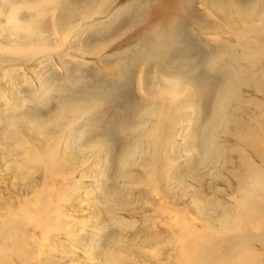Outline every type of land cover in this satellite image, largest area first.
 Instances as JSON below:
<instances>
[{"label":"rangeland","instance_id":"rangeland-1","mask_svg":"<svg viewBox=\"0 0 264 264\" xmlns=\"http://www.w3.org/2000/svg\"><path fill=\"white\" fill-rule=\"evenodd\" d=\"M34 1L0 0V27L5 26L0 29V264H108V261L111 263L113 261L112 264H114L116 260L118 264L120 262L121 264H156L154 259H150L156 254L151 253L152 256L149 254L154 250L162 252L163 261L168 262L169 256L166 252L170 253L171 250L175 252L176 246L172 243V236L181 234L179 228L173 224L175 217L167 214L171 209L173 214L179 216V222L187 220L192 224L197 221L192 225L201 229L204 226L200 219L209 220L216 230L218 229L215 233H219L221 229L211 218L212 213L205 210L203 218H199L195 208L192 207L191 200L194 194L196 196L199 194L198 191H204L205 196L212 199L211 204L213 205H233L235 198L230 195L236 198L240 196L236 181L232 178V173L236 172L234 171L236 168L232 165L223 168L222 164L221 168L216 167V170H213L214 178L210 176L209 169L205 168V170L200 167L195 170L193 168L198 156L185 154V151L194 153L201 150L200 145L203 146L206 141L203 136L204 128L201 125V120L205 115H202L201 120L198 121L199 106L190 103V109L187 108V103H183L186 99L185 94L172 101L175 107L163 109L171 112L173 121L165 122V118L151 116V112L143 115V117L146 115L148 127L156 124L157 120L158 123L163 121L166 124L169 141L175 146L173 152L169 150L170 145L166 144L165 147H168L169 151L167 149L166 151L164 147L163 152L159 150V154L154 153L155 149L152 144L154 136L127 130L125 134L118 131L117 137L122 139L120 141L122 146L118 145L119 140H116L115 144L120 148L116 145L119 149L116 148L109 154L105 147L93 149L86 145L84 140L92 139L93 144L103 140V125L109 118L110 106L104 105L94 113H88L86 108L84 111L77 112L78 114L74 111L64 113L59 107L60 100L55 93L56 90L44 88L45 84H57L60 89L69 88L72 91L75 88L73 89L70 83L78 79L77 82H81L78 84L80 89L76 90L78 95H82L84 91L82 88L89 83L98 84L99 87L114 83V79L107 75L115 65V58L112 56L142 40L145 36L143 33L145 23L127 24V21L120 20L121 17L119 19L120 29L113 27L114 23L109 24L108 28L103 26L108 24L110 16L117 8L124 7L131 0H114L115 5L101 16L95 17L92 22L86 21V23L79 18L77 23L82 29L77 31L80 34L75 33L79 36L72 35L73 38H71L68 27H64L67 29H65V35L68 38L60 36L59 32L54 29L53 24L57 18L54 16H58L60 8L64 7H54L52 0H46L50 3L44 5L46 14L42 25L48 34V42L57 47L48 53H45L40 45V42L44 41L41 37L25 40L23 33L9 31L13 28L9 25L8 16L16 8L20 13L19 19L23 20L30 14L27 21H30L32 26L38 30L37 25L31 21L36 13L31 12V14L28 8L29 2L34 4ZM259 1L247 0L244 1L245 5L241 1H235L243 8L251 9L249 13H242V20L254 18L253 21H258L264 9V5ZM89 3L100 7L102 0H89ZM215 7L217 9L212 11L198 2L195 3L192 8L194 18L203 19L205 23L209 22V25H216L215 28H221L227 32L229 27L224 18L222 21L219 7L214 5ZM90 8L92 6H82L80 8L82 16L86 15ZM243 8L241 9L244 11ZM252 8L257 10L251 12ZM225 11L226 15L234 16L231 3L226 4ZM238 19L236 14V20ZM115 20L117 21L115 25H118V19ZM100 23L103 24L100 25ZM91 24L93 29L81 34L83 29H88L87 27ZM187 25L183 30L188 32L189 36L192 34L189 31L192 30L194 33L192 35L197 40L196 44H219L214 43V37L209 34L197 33L195 29L197 26ZM187 27L190 29L187 30ZM107 31L112 35L106 37ZM117 31L121 33L116 34ZM218 34L220 44L231 40L227 34L220 32ZM91 36L93 40L90 39ZM236 42L235 40L234 43ZM103 46L105 51L92 55L91 51ZM227 50L224 49L223 52ZM238 61L237 59H224L218 64L217 69L222 66L250 67V62L242 63L240 58ZM153 70H150L151 77L154 74ZM145 72L144 66L136 67L130 91L139 103L144 102L143 98L146 96L138 85L143 75L146 74ZM218 72H221V69ZM88 89L87 87L86 91ZM44 90L48 91L47 95L43 94ZM75 94L70 93L69 95L72 98ZM155 95L158 96V92L150 98H156ZM166 98L167 101H171L170 97L166 96ZM23 101H26L23 112L37 108V117H40V123L44 124L46 132L39 133L38 127L30 122L31 119H22L21 114H17L19 119L10 125V130H8L6 117L8 114L19 113L20 108L13 112L12 107L20 105ZM177 103L182 104L179 107L176 106ZM216 106L217 111L219 104ZM6 130L11 131L9 136H6ZM145 130L148 131L147 127ZM80 136L83 139H79ZM196 136H198L197 150L193 147ZM221 139L219 147L225 145L228 140L223 137ZM39 141L53 150L52 155L47 159L46 166L35 160V148ZM228 141L231 146L236 145L233 140ZM125 148L133 153V158L126 166L121 163V153ZM153 156L157 158L155 162L161 161L157 164V172L161 171V177L160 175L149 177L154 169L153 161H151ZM14 162L16 165L13 166ZM212 167L215 166L212 165ZM190 171H192L191 174L187 175L186 173ZM162 174H164L163 178ZM165 176L170 180L165 179ZM194 176L201 177L202 186L195 182ZM227 180L232 183L233 193L229 191ZM182 181L185 183L183 184ZM166 185L170 188L169 199H165ZM212 186L224 189V192L216 193ZM196 205L202 208L200 201L196 202ZM213 215L214 219L217 216L220 219L223 218L222 214ZM28 216L33 218L32 223ZM99 216H101L100 219ZM104 227L107 230H103ZM215 233L206 231L205 237L215 235ZM157 244L165 245L161 247L163 250L154 247ZM206 247H209L208 244ZM253 247L261 253V261L264 264V244L255 243ZM135 248L140 251L146 250L147 253L138 254L132 250ZM205 252H208L207 248ZM89 254L92 255L89 256Z\"/></svg>","mask_w":264,"mask_h":264},{"label":"bare ground","instance_id":"bare-ground-1","mask_svg":"<svg viewBox=\"0 0 264 264\" xmlns=\"http://www.w3.org/2000/svg\"><path fill=\"white\" fill-rule=\"evenodd\" d=\"M235 1H241V3L245 5L244 1L247 0H131L124 7L117 8L115 12L113 11L114 13L112 12L113 14L110 16L108 24L103 26L104 28H108L109 24L114 23L113 27H119L120 29L121 21H127V24L131 25H141L145 23V30L143 31V33H145L144 38L137 41L126 50L117 52L112 56L115 58V65L112 66V70L109 71L107 75L111 79H114V83H108L102 87L97 86L98 84L93 85L89 83L82 88L84 89L82 95L77 94L78 92L76 89L79 88L78 84L81 83L77 82L78 79L70 83L73 89L75 88L72 91H70L69 88L60 89L57 84H45L44 87L52 88L54 91L56 90L55 93L60 100L59 107L62 108L64 113L73 111L77 113L84 111L85 108L88 113H94L95 110L100 109V107L104 105L110 106L109 118L105 120L103 125V140L98 141L96 144H93L91 141L92 139L90 141L84 140L86 141V145H89L93 149L105 147L109 154L118 148V145L122 146V143L120 144L122 139L117 137L118 131L125 134L127 130L136 133H147L149 136H154L155 139L152 140L155 149L154 153H157L159 150L163 152L166 144L170 145L169 150L173 152L175 146L169 141V131H167L166 124H164L163 121L162 123H158L157 120V122H155L156 124L153 123L154 125L148 127V121H146L145 118L146 115L145 117H143V115L151 112V116H161V118L163 117L166 119H164L165 122H168V120L173 121L171 112L163 109L175 107L172 101H174L176 97V99H178L180 95H186V99L184 98L185 100L183 103H187V108L190 107V103L199 106L197 111V115L199 116L198 121L201 120L202 115H205L203 120H201V125H203L204 128L203 136H205L206 141L203 143V146L199 143L201 150L194 153L185 151V154L198 156L193 168L195 170L200 167L209 169L211 171L210 176L213 178V170H216V167L221 168L222 164L223 168H226L228 165L234 166L236 168L234 171L236 172L232 173V178L236 181L237 191H239L240 196L236 198V196L230 195L235 198V203L233 205H213L211 204L212 199L205 196L204 191L196 190L199 194L197 196L194 194L191 200L192 207L195 208L199 218H203L205 210H208L206 212H211V218L213 221H216L219 225L218 227L221 229L219 233H215L218 232V229L216 230V227H214L209 220L203 221L200 219L204 227L199 229L194 227L195 225H192L197 221H194L192 224L187 220L179 222V216L173 214L172 209L168 211L167 214L169 216L175 217L173 224L179 228L181 234L172 236V243L176 246L175 252L173 250H171L170 253L166 252L169 256L168 262L163 261L164 254L162 252H156L154 250L149 253L156 254V256L150 258L154 259L156 264H262V255L253 247V244H264V148H262V146H264V9L261 8L263 12L261 16L259 15L260 18H258L257 22L252 20L254 18H244V20H242V13H249L251 9L243 8V6L237 4ZM30 2L29 6L27 4L29 12L36 13V16H34L31 21L37 25L38 30L32 26L30 21H27L30 18V14L24 17L23 20H20V13L16 8L11 11L8 16L9 25L13 28L9 31L11 33L16 31L23 33L25 35V40L32 39V37L36 39L41 37L44 40L40 42L43 51L45 53L49 51L52 52L54 48L56 49L57 47L48 42V34L45 28L43 29L42 25L44 15L46 14V6L44 5L50 2L46 0H35L34 4ZM197 2L200 3L201 6L210 8L212 11L217 9V7L214 8V5H217L222 15V21L225 20L226 25L229 27L228 31L225 32L221 28H215L216 25H209V22L205 23L202 21L203 19L201 20L199 18L198 20L197 18L196 20L192 8ZM259 2L264 5V0H260ZM115 3L114 0H102V5L98 7L97 5H90L89 0H52L54 7H64L63 9L60 8L58 16H54L57 17L53 24L54 29L59 32L60 36L68 38V36L65 35L66 28L64 29V27H68L71 32V38H73V36H76L75 33L80 34L78 30L82 29L77 23L79 18L85 22H92L95 17L101 16L102 13L111 9ZM228 3L232 4L234 16L226 15L227 12L225 9ZM82 6H92V8L88 9L87 14L82 16V10L80 9ZM241 8L245 10L243 11ZM256 10L253 9L251 12H255ZM214 13L216 16V12ZM236 14L240 21H238L239 19L236 20ZM123 16L126 17L123 18ZM251 16L254 17L253 15H250V17ZM115 19H118V25H115V23H117ZM119 19L121 21H119ZM234 19L238 21V23ZM102 24L103 23H100V25ZM187 24L192 25V27L193 25H195V27L197 26V28L194 27L197 33L204 35L209 34L214 37L213 42L219 44H213L214 46L210 43L207 45H203L202 43V45L200 43L196 44L195 42L197 40L192 35L194 34L192 30L189 31L190 34L192 33L190 36L188 32L183 30L184 26ZM91 26L92 24L88 27L85 26L88 29H83L81 34L87 33L89 30L93 29ZM3 27L5 26H1L0 29ZM189 29L190 28L187 30ZM119 31H117L116 34L121 33ZM219 32L229 35L231 40L220 44V40L218 39ZM105 35L109 37L112 33L110 34V32L107 31ZM92 37L93 36H91L90 39L93 40L94 38ZM235 40L237 41L236 43H234ZM104 46L106 47V45ZM104 46L95 51H91L92 55L105 51ZM224 49L228 50L223 52ZM26 51H28V49ZM34 54L36 55L35 52ZM239 58L242 63L245 61L250 62V67L242 66L241 68H237L235 66H222L217 69L218 64L224 59H237L238 61ZM139 65L146 68V74L143 75L142 79L138 82L141 92L143 91L146 95L145 98H143L145 101L141 103H139V101L136 102L134 99L135 97L130 94L135 74L134 71H136V67ZM151 69H154L152 77L150 75ZM220 69L221 72H218ZM87 87L89 89L86 91ZM155 92H158V96L155 95L156 98L154 99L150 98L153 97L152 95ZM70 93L76 94L71 98L69 95ZM43 94L47 95L48 91L44 90ZM166 96L170 97L171 101H167ZM180 104L182 103H177L176 106L180 107ZM217 104H219V107L216 111ZM25 106L26 101H23L20 105L12 107L13 112L18 108H20L21 111L19 113L8 114L6 117L8 130H10L9 126L19 119L17 114H21L22 119H31V121H29L38 127L39 133L46 132L43 127L44 124L40 123V117H37V108L23 112ZM127 107H129V109H127ZM48 121L49 119L47 122ZM71 122L74 123L73 121ZM146 127L148 131L145 130ZM8 130L5 131L6 136L10 135L11 131L8 132ZM82 136H80L79 139H83ZM221 137L233 140L236 145L231 146L227 140L225 145L219 147ZM116 140H119L118 145L115 144ZM200 142H202L201 138ZM197 144L198 136L195 137L193 145L196 150ZM166 149L168 150V147H165V150ZM35 150V160L46 166L47 159L52 155L53 150L44 146L41 141H39ZM233 154H236V156H233ZM108 156L107 154V159ZM121 158V163H124L123 165L126 166L133 158V153L131 150L125 148L121 153ZM155 159L157 158L153 156L151 161H153L152 164L154 165V169L153 174L151 173L149 177H159L158 175L161 177V171L157 172V164L161 161L158 160L155 162ZM12 165L14 166L16 163L14 162ZM212 165L215 167H212ZM191 172L192 171L186 174H191ZM241 172H243V174H241ZM163 176L164 174H162V178ZM195 176L193 177L195 182L199 186H202L201 177L198 176V178H196ZM165 179L170 180L167 176H165ZM227 182L229 191L233 193L234 189L232 183L229 180H227ZM182 183L184 184L185 182L182 181ZM212 188L216 193L224 192V189L214 186H212ZM169 190V186L166 185L165 199H169ZM195 199L202 204L201 209L197 207L196 202L198 201ZM229 211L232 212V216H230ZM213 214H222L223 218L220 219L217 216V218L214 219ZM23 215L25 214L23 213ZM28 217L32 223L33 218L30 216ZM100 217L101 216H99V219ZM176 221H178V223ZM105 229L104 227L103 230ZM206 231L215 233V235L212 234L205 237ZM206 244H208L209 247H206ZM163 246L165 245H154V247H159L161 250H163V248H161ZM205 248L208 249V252H205ZM135 249L132 250L138 252V254L141 253L145 255V253H147L146 250L140 251L139 249ZM90 255L92 254H89V256ZM152 255L153 254L150 256ZM128 260L129 259H127V261ZM134 262L136 261L134 260ZM112 263L108 261V264ZM121 263L122 262H120V264ZM114 264H118L117 260L116 262L114 261Z\"/></svg>","mask_w":264,"mask_h":264}]
</instances>
